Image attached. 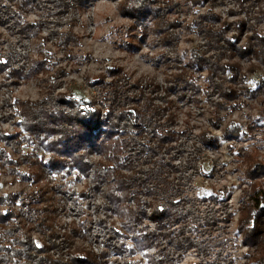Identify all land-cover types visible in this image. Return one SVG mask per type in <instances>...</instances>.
<instances>
[{"label": "rangeland", "instance_id": "rangeland-1", "mask_svg": "<svg viewBox=\"0 0 264 264\" xmlns=\"http://www.w3.org/2000/svg\"><path fill=\"white\" fill-rule=\"evenodd\" d=\"M144 1L175 38L152 34L153 22L139 26L111 0H23L22 17L34 25L28 35L8 16L19 2L0 0V137L11 138H0V158L11 161L0 168V196L35 199L37 222L20 232L39 248L56 245L49 256L63 260L76 248L101 264L264 260V223L251 244L243 234L258 217L256 199L264 206V0ZM194 56L204 69L191 65ZM25 103L51 116L59 148L74 137L86 167L63 157L64 168H49L54 154L21 126ZM88 111L134 145L119 175L125 187L127 177L146 180L138 209L112 202L101 174L107 156L76 138ZM141 117L151 121L141 127ZM162 203L173 217L161 224L153 212ZM139 211V222L126 215Z\"/></svg>", "mask_w": 264, "mask_h": 264}, {"label": "trees", "instance_id": "trees-1", "mask_svg": "<svg viewBox=\"0 0 264 264\" xmlns=\"http://www.w3.org/2000/svg\"><path fill=\"white\" fill-rule=\"evenodd\" d=\"M23 0H17L18 5L16 6V11H9L8 16L15 18L17 27L20 31L25 34L30 35L32 27L34 25H30L25 22L22 15L23 12L22 8L25 6L22 4ZM111 1H119V11L121 14H127L132 17L134 23L138 24L139 26H143L145 21L148 19L152 27L149 28L152 31V34H160L163 35V40L168 42L171 41L175 37H170L171 35L165 34L166 29L168 27V23L162 21L159 15V9L154 7L151 9L148 5L145 4L144 0H111ZM77 4L83 3L84 0H74ZM147 18V19H146ZM150 18V19H149ZM34 32H36L34 30ZM33 33V32H32ZM216 36L217 33H212ZM191 65L196 70H202L206 67V64L203 63L198 57L194 56L191 58ZM36 67H41L39 63H36ZM216 65H210L206 68L207 73L212 74L215 69ZM35 68H32L28 75L22 78H30L34 76L36 72L34 71ZM37 71V69H35ZM34 71V72H33ZM40 71V69H38ZM21 77V75H18ZM188 84H191L188 81ZM27 105V103H25ZM24 105L22 104V109H20V116L22 117L23 123V130L27 136H35L39 141L40 146L46 147V150L50 154L48 160L49 168L53 170H58V168H64L67 164L60 163L58 160L59 158H66V159H75L81 167H86V163L83 162L79 157H76L77 152V143L74 140V137L66 136L65 140L60 141L61 144L60 148L58 144H56L53 140H50L51 134L53 132V128L51 129V124H53V120H51V116L41 108H37L32 110L33 105ZM37 106V105H36ZM83 113L85 111H80ZM19 112V111H18ZM87 114L88 119L87 123L83 128L84 135L79 134L76 138H78L81 142L83 141V149H86L88 146L87 144H91L96 148V150L102 155L107 156V160L110 163L109 165L103 166L101 169L102 179L105 186L109 187L108 195L112 202L119 205L121 208L128 209V203L132 202L136 205V209L139 208V196L140 190L142 187L146 186V180H140L134 177H127V187H125L123 180L120 177V163L122 154L125 151V148L130 146H134L128 144V141H124L119 135L118 132L113 130L112 126H109L108 123H101L99 119V114L95 113V111H88ZM164 112V111H163ZM83 118L86 115H82ZM53 117V116H52ZM140 117V115H139ZM55 118V117H54ZM56 118H58L56 116ZM65 119V117H63ZM149 118V117H148ZM80 119V117H79ZM108 121L109 118H106ZM151 121L147 118L141 117L139 119L140 126L144 121ZM105 122V121H104ZM150 122H147L143 126H150ZM155 125V123H154ZM137 126V125H136ZM142 127V126H141ZM155 128L156 125H155ZM99 130V133H93V131ZM155 130V129H154ZM164 131V130H163ZM161 132L159 131V134ZM154 135V133H152ZM34 137V138H35ZM2 142H7L11 138H7L6 136L0 137ZM42 139L46 140V143L43 144ZM156 142L159 140L164 141L165 137L159 135L158 137L155 136ZM152 154H154L152 152ZM54 157V158H53ZM78 159V160H76ZM11 161H8L5 154L3 157L0 158V168L3 169L5 167H9ZM111 162L113 165H111ZM31 165H35V163H30ZM69 166V165H68ZM162 168L165 166L163 163L160 165ZM69 168V167H68ZM72 168V166L70 167ZM120 168V169H119ZM131 170V169H130ZM260 170H258L259 172ZM22 178L26 179L28 177L22 176ZM124 178V177H123ZM28 180V179H27ZM129 181H133L132 183ZM150 181V177H149ZM129 182V184H128ZM149 183V182H148ZM134 187V190L131 189ZM128 192V193H127ZM132 192V193H130ZM154 195L156 194L155 191ZM152 193V192H150ZM19 195H7V196H0V264H101L99 257L91 253L90 251H86L84 249H74L72 250L69 255L68 259L63 260V258H59V256L55 257L54 255L49 256V252L53 251L56 248V245L50 244L51 247L49 249L39 248L36 244L31 241L28 237H23L20 230L21 225L24 223H33L37 222L34 220L33 215L37 212L34 210L35 206V199L29 198L22 199L19 203L18 202ZM168 202V199L162 198ZM16 208V209H15ZM256 210L259 209L258 217L251 216L249 218V228L245 227L243 234H245L244 238L247 244H251V240L253 235L256 232V225L260 224V221L264 223V206L258 204V198L256 199L255 207ZM129 214V217L136 216L137 222L140 219L144 218L145 213L143 211H139L136 214L128 212L126 215ZM176 215L178 213L176 212ZM257 215V214H256ZM32 216V217H31ZM173 217V210L167 208L164 203L159 205L153 212V218L159 221L161 224L163 222H167ZM33 220V221H32ZM168 222V224H169ZM243 223H241L240 227L242 228ZM78 234V233H76ZM53 238V237H52ZM55 238V237H54ZM262 245V246H261ZM260 249H262V253L264 252V242L259 244ZM54 252V251H53ZM251 264H264V260L260 258H252Z\"/></svg>", "mask_w": 264, "mask_h": 264}]
</instances>
